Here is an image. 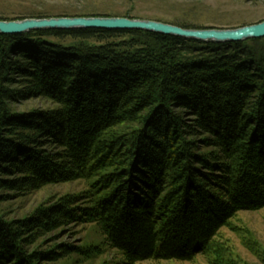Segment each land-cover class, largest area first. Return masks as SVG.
<instances>
[{
	"label": "trees",
	"instance_id": "1",
	"mask_svg": "<svg viewBox=\"0 0 264 264\" xmlns=\"http://www.w3.org/2000/svg\"><path fill=\"white\" fill-rule=\"evenodd\" d=\"M25 14L84 16L64 9ZM261 40L214 43L108 29L0 33V85L7 82L8 62L21 64L18 74L43 82L41 90L60 106L50 125L54 143L62 148L27 159L18 148L24 136L15 135L14 147L4 137L15 123L2 106L0 161H14L8 155L15 153L22 157L15 167L35 188L61 180L83 182L81 201L87 203L79 204V212L71 210L73 219L97 225L126 264L194 260L212 250L221 228L239 211L264 208V61L243 67L247 57L262 56ZM63 54L67 58H56ZM56 59L65 65L57 71L49 66ZM85 64L98 75L103 72V86L101 81L92 88L75 87L89 70ZM0 99L3 103L1 89ZM176 104L192 109L195 124L179 121L171 111ZM198 125L214 140L196 139ZM206 147L211 150L204 153ZM7 170L0 164V173ZM6 184L0 180V188ZM49 219L43 221L46 228L56 223ZM15 225L0 216V264H38L45 256L27 251ZM61 249L63 256L81 251ZM60 256L47 255L49 260Z\"/></svg>",
	"mask_w": 264,
	"mask_h": 264
},
{
	"label": "rangeland",
	"instance_id": "2",
	"mask_svg": "<svg viewBox=\"0 0 264 264\" xmlns=\"http://www.w3.org/2000/svg\"><path fill=\"white\" fill-rule=\"evenodd\" d=\"M63 9L80 15L84 14V16L127 17L174 25H178L175 22H180L200 26L193 28H239L264 21V0H0V18H4L0 20L9 21L33 17L27 16L26 11L60 12ZM46 17H58V15ZM254 39H262L257 42L262 56H254L256 59L247 57L243 67L247 64L255 66L256 62L264 61V38ZM253 45L252 42L249 43L250 47ZM37 48L40 49V46ZM244 51L249 52V49L245 48ZM7 57V61H11V57ZM60 57L67 58L64 54L56 58ZM22 60L20 61L22 64H27L25 63L27 61L22 62ZM49 62V66L56 71L61 68L60 66H65L57 59L55 62ZM8 63L5 64L7 69L5 68L4 74L7 82L0 85L4 95L3 103L0 102V110L4 106L6 114L15 124L12 125L7 135V129L5 130L4 137L9 139V141L6 140L7 143L11 147L17 146L15 144L17 137L24 136L26 142L20 141L21 147L18 148L22 149L21 154L27 153V159L28 157L30 159L32 154L37 156L45 152L62 151V148L54 143L55 137L52 131L55 127L50 125V122L56 119L57 110L60 107L56 98L48 95L44 89L41 90L43 82L37 80L33 72H31L32 78L30 73L28 77L23 76L17 72V67L21 66L20 63L18 66L15 65L16 63L15 66L10 63L7 65ZM47 63L43 62V67L46 68ZM89 68L92 69L87 66L85 70ZM65 70L72 71L70 68H65ZM101 73L102 75H98L99 72L95 73L89 69L83 73L81 82L75 87L87 89L91 86L92 88L93 84L101 81L99 86H103L106 77H103V72ZM51 74L61 75L60 72ZM71 74L74 79L77 77V74ZM63 79L65 80V77ZM250 91L255 97L256 93L253 94V88ZM90 94L92 93H88ZM251 95L248 93L246 98L249 99ZM171 111L177 115L179 121L195 124L196 118L191 108L179 107L176 104L171 107ZM43 114L51 116L45 117ZM201 127L199 125L195 127L196 139L205 137L213 141V136L203 132V126ZM190 130L187 128L186 131L190 132ZM202 150L206 153L211 148L206 147ZM8 156H12L16 163L12 160L9 163L0 161L3 167L10 170L0 173V180L7 182L4 187L0 188V216L13 225L17 224L15 226L20 229L28 252L41 253L45 256L44 259L39 260L38 264H126L124 254L108 243L97 225L73 219V212H79L77 210L79 204L87 203L81 201L86 191L83 182L78 179L61 180L48 182L35 188L27 181L26 175L15 167L18 164L15 159L18 158L17 160L20 161L22 157L20 158L16 153L14 156L12 154ZM215 175L220 177L218 174ZM62 207L69 213L64 215L63 211L61 213L54 210V208L62 210ZM47 217H51L49 219L51 221L54 218L56 222L48 228L43 223ZM65 245L81 248V251L63 256L61 247ZM212 247L209 253L199 254L191 261L151 259L136 264H264V208L239 211L231 219L230 225L221 228ZM50 253L61 256L57 260H49L47 255Z\"/></svg>",
	"mask_w": 264,
	"mask_h": 264
},
{
	"label": "water",
	"instance_id": "3",
	"mask_svg": "<svg viewBox=\"0 0 264 264\" xmlns=\"http://www.w3.org/2000/svg\"><path fill=\"white\" fill-rule=\"evenodd\" d=\"M41 29L144 30L214 43L264 38V21L239 28H188L155 20L110 16L27 17L19 20H0V33L2 34H20Z\"/></svg>",
	"mask_w": 264,
	"mask_h": 264
}]
</instances>
